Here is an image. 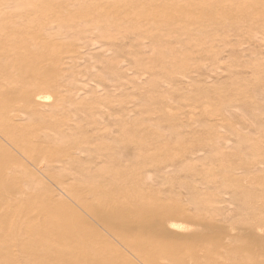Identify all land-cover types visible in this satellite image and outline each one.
<instances>
[{
    "label": "rangeland",
    "instance_id": "obj_1",
    "mask_svg": "<svg viewBox=\"0 0 264 264\" xmlns=\"http://www.w3.org/2000/svg\"><path fill=\"white\" fill-rule=\"evenodd\" d=\"M9 115L36 153L3 172L30 218L0 210V264H52L28 222L52 208L68 233L80 215L103 236L85 264L124 251L101 208L163 241L159 225L178 222L203 264H264V0H0V124ZM19 148L0 134V161Z\"/></svg>",
    "mask_w": 264,
    "mask_h": 264
},
{
    "label": "bare ground",
    "instance_id": "obj_2",
    "mask_svg": "<svg viewBox=\"0 0 264 264\" xmlns=\"http://www.w3.org/2000/svg\"><path fill=\"white\" fill-rule=\"evenodd\" d=\"M38 81L40 80L37 78L36 83ZM36 85H37L36 87H39L40 83L38 82ZM18 91L19 90H17V92ZM43 98L45 99L43 93L36 92L34 94V99L31 102L33 104H38L37 102L42 100ZM4 102L5 103H3V106L6 109H10L11 107H13V104H15L14 97H9ZM0 134L6 136L8 138V141L12 145H17L18 148L21 145L20 143H24L25 141L29 140L28 132L24 133V131H22L19 128V125L15 120V117H11L10 115L7 116L6 119H4V121H2V123L0 124ZM19 150L22 159L15 158L12 155L10 156L8 155L6 159L4 160L2 159L3 162L0 161V190H1L0 210H8L13 213H16L18 211L19 212L18 214H22L25 215V217L30 218V215L27 213H23L21 208L23 207L24 204H26V202L14 201L15 194L21 192L20 188H18L19 186L16 187L14 185L15 179L10 178L3 173L7 169H9L12 165H14L16 161H21V160L28 161L34 159L33 155H35L36 151L34 150L32 143L30 144L29 142L25 143L24 145L21 146V148H19ZM75 199L77 200L78 197L77 198L75 197ZM45 205L46 204L42 203L38 207V215H39L38 217H41L39 212H41L42 216L43 215L45 216L46 212L50 211L47 210L48 207ZM18 206H20V208ZM52 209L53 211L51 214L54 216L55 219L54 221L44 222L41 219H36V218L32 219L31 221H28L30 227H32L31 230L32 229L36 230V233H34L35 236L36 235L45 236L44 241L41 240L39 241L40 245L43 246V252H45L49 256L50 255L52 256L53 254H57V257L50 256L52 258L51 259L52 264H67L64 261L65 260L64 256L70 253L72 249L78 248L79 243H83L80 241V239L83 237L85 240H87L86 242H84L87 244L86 245L87 247L81 250L80 253L81 256L79 257L76 264L87 263L88 260H90L91 256L96 251L95 245L97 243L104 242L103 236L97 232L94 233L93 238L92 236L90 237L88 234H86L83 230L85 226V220L80 215H76V217L74 215L75 217L74 219L77 221L78 229L76 230L75 233H68L65 227V223L61 224L64 219L62 216L64 212L61 210H56L55 208ZM14 215H11L10 219H12ZM93 215L103 226V228L107 231V233L110 234L115 240H117L120 243V245H122V247L124 248V251L113 255V257H111L110 259L105 258L100 262V264H177L182 262L180 258L181 253L187 250L189 251L191 260L189 262L184 261L180 264H203L202 263L203 255L199 254L200 251H198V248L195 247L188 249L189 247H187L181 239L172 236L175 234L174 232L177 233V231H173V230L171 231V229L180 228L177 225L178 222L176 223L172 219L169 221L167 220V222H165L164 224L162 223L159 225V229L166 235V240L163 241L158 239L156 235L146 230V228L143 225H140L137 228L132 226L130 217H127V219L123 222H117L116 219L118 218V216L120 217V215L107 213L103 208L94 212ZM121 218L122 220H124L126 216L123 215L121 216ZM34 220H36L37 222H35ZM3 223L12 226L10 220L4 221ZM36 223L38 224L40 223L41 225L43 224V226L40 227ZM59 225H63L65 230L64 228L63 229L59 228L60 227ZM9 233L8 235H11ZM31 236L32 234L29 231L27 234L23 235V237L25 238L23 239L20 238V242L25 244L27 243L32 244V242H36L35 238L32 239ZM182 236L183 235H181V237ZM194 237L195 236H193V238ZM19 245L21 246V244ZM21 255H23V257H26L30 260L35 259V257H37V254L35 253L34 255H31L23 251Z\"/></svg>",
    "mask_w": 264,
    "mask_h": 264
}]
</instances>
